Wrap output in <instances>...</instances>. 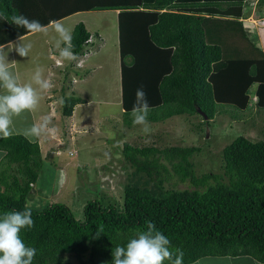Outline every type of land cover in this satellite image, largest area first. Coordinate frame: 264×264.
Listing matches in <instances>:
<instances>
[{
  "label": "trees",
  "instance_id": "1",
  "mask_svg": "<svg viewBox=\"0 0 264 264\" xmlns=\"http://www.w3.org/2000/svg\"><path fill=\"white\" fill-rule=\"evenodd\" d=\"M247 1L0 0V19L14 27L12 17L24 15L46 26L79 12L119 10L126 124H133L136 91L143 88L151 109L148 122L198 115L210 126L222 112L240 122L252 106L257 114L264 112V52L245 31ZM258 6L262 10L264 0ZM91 39L84 23L75 27L76 58L93 45ZM81 103L87 101L75 93L65 97L62 116L72 117ZM3 151L0 215L24 210L45 164L36 138H0ZM198 153L197 147L125 144L124 162L133 171L123 184L122 204L98 197L85 202L82 218L67 204L33 208L34 225L20 232L26 246L37 250L32 264H112L115 246L146 231L148 222L167 236L173 250L183 251V264L219 257L264 264V141L234 140L222 150L220 174L197 176L192 159ZM178 183L189 187L176 189Z\"/></svg>",
  "mask_w": 264,
  "mask_h": 264
},
{
  "label": "rangeland",
  "instance_id": "2",
  "mask_svg": "<svg viewBox=\"0 0 264 264\" xmlns=\"http://www.w3.org/2000/svg\"><path fill=\"white\" fill-rule=\"evenodd\" d=\"M246 5L251 8L250 2ZM255 14L253 18L258 19V12ZM251 22H244V28L250 33L251 38L259 43L257 40L260 34L255 30L264 27V24L257 25ZM80 23H84L91 33L94 46L85 53L90 54L85 63L86 68L75 70V74H71L73 80L77 81L74 83H70L68 72L66 76L64 73L62 76L60 72H56L57 62L46 54L48 38L58 37L54 28L45 32L24 33L26 39L23 42L30 43L31 49L27 56L19 55L17 60L22 80L26 78L24 72H31L34 76L36 70L40 69L42 77L44 79L47 77L52 87L43 91L32 83L39 91V104L35 110L25 111L18 117L19 122L16 124L20 125L14 127L16 131L13 135H22L19 133L33 123H41L45 116L51 117L50 127L54 126L56 129L58 127L60 134L56 132L57 134L50 135L46 140L45 135L38 137L45 164L39 172L33 199L28 200L31 209L41 208L48 203L67 204L78 218H82L85 202L98 197L104 202L122 204L123 184L127 182L128 174L133 171L124 162L125 144L141 148L170 146L200 148V153L193 157L192 162L197 176H201L209 172L216 174L223 172L222 150L237 138L245 137L253 142L264 141V112L257 114L254 106L247 111L246 122L232 120L227 113L222 112V115H217L211 121L210 126H204L202 117L198 115L173 117L159 123L148 122L150 131L147 134L142 131L141 125H133L130 122L127 125L122 107L118 12L111 9L81 12L62 24L73 34L75 27ZM18 29L20 31L13 36L26 32V30L22 32L24 29L22 27L12 31ZM78 61L80 64L77 66L80 68L83 66L82 59ZM28 82L27 80L26 83ZM73 93L88 100L74 112L75 117L79 118L80 129H73L75 126H72V118L58 114L62 113L63 99L72 96ZM47 96L51 97L50 102ZM127 118L129 121L130 117ZM5 162L3 155L0 158V169ZM188 187L189 183H178L176 189ZM67 260L72 261L69 258ZM222 260L208 258L195 264H214ZM72 262L76 263L74 260Z\"/></svg>",
  "mask_w": 264,
  "mask_h": 264
},
{
  "label": "clouds",
  "instance_id": "3",
  "mask_svg": "<svg viewBox=\"0 0 264 264\" xmlns=\"http://www.w3.org/2000/svg\"><path fill=\"white\" fill-rule=\"evenodd\" d=\"M12 22L17 27H22L26 29V32L31 33L45 32L47 27L42 25L39 20H30L24 15L13 16ZM49 23L50 25L54 24V30L58 34L56 49L58 50L59 59L57 63L75 60L76 55L73 51L74 45L72 44L71 30L59 21H50ZM20 41L21 43L16 45L15 48L19 55L27 56L31 49V44L23 42L24 36L20 37ZM91 42L94 45L92 39ZM93 45L89 46L86 51ZM5 47L0 45V138L7 139L16 131L13 124L14 117H19L25 111L35 110L40 101V94L32 83L20 82L18 75L14 72L15 62L8 61V53L5 51ZM89 56L90 54L88 53L87 55H81L77 59H82L86 63ZM85 68L77 66V70ZM72 73L69 72L70 83L75 82L73 80L74 73L71 76ZM33 82L38 86L39 90L47 91L52 87L51 81L42 77L40 69L36 70ZM257 101L258 99L254 97L253 102L256 103ZM150 110L143 88L137 89L131 116L133 124L141 125L145 134L150 131L147 121ZM50 124L51 117L45 116L42 118L41 123H33L19 134L24 135L26 138L55 135L56 128L54 126L50 127ZM0 154L6 156L7 152L3 151ZM33 225L32 209L27 203L23 211H8L0 215V264H32L37 250L26 246L20 236V232L22 229L31 228ZM112 254V264H165V261L169 262V264H183L184 255L182 250L172 249L170 240L157 230L152 222L147 223L146 231L139 232L126 245L115 246Z\"/></svg>",
  "mask_w": 264,
  "mask_h": 264
},
{
  "label": "crops",
  "instance_id": "4",
  "mask_svg": "<svg viewBox=\"0 0 264 264\" xmlns=\"http://www.w3.org/2000/svg\"><path fill=\"white\" fill-rule=\"evenodd\" d=\"M257 1L258 0H256V1L255 0H248L247 1V2H250V6H251V8L248 7L250 9L248 11L249 12L248 18L254 19L253 16H255L256 15L255 13H257V12H258V17H257L258 19L260 18V16H262V14H264V8L263 9L261 8L262 10H259L258 4L256 5V10L257 11L256 10L255 11L253 10V6L251 5V3H255ZM24 8H25V6H24ZM117 12H118V14L120 13L119 10ZM79 13H81V12H79ZM79 13H76L72 17H69V18L67 17L65 19H62V20L59 19V20H55V21H52V22L59 21L61 24L64 23V22L66 23L67 21H69V19H72V18L78 16ZM75 24H77V22ZM46 26H47L46 27V31L54 28V24L53 25H50V23H49ZM15 27L16 28H19L17 26H15ZM15 27H13L12 25H10L4 19H2V18L0 19V45L6 46L5 47V51L8 53V57H7L8 58V61L9 62H13V61L15 62L14 72L18 75L20 82L21 83H26V81L28 80L30 83H33V73H31V72H24L25 74H23V75H25L26 78H24L22 80V72H20L18 70L17 60H18V57H19V53L16 54L15 45H17L21 41L19 39L20 37L17 38V36H19V35L13 36L14 34H17L20 31L18 29V30H16V31L13 32L12 30L16 29ZM262 30H264V27H262V28L259 27L258 29L255 30V32H257V33L260 34V36H259V38L257 40L259 43H256L255 42V44L258 47H260L263 50V52H264V32ZM245 31H247V30H245ZM6 33H7V35H6ZM52 33L54 34V31H52ZM28 34H30V33H28ZM22 36H25V35L23 34ZM57 38L58 37H56V38H53V37L48 38V40L46 42V45H48V47L46 49V54L49 56V58L51 60L54 59L53 61H56V62L59 59L58 50L56 49V41H57ZM25 39L26 38H24V40ZM252 39H254V38L252 37ZM61 46H63V45H61ZM82 63H83V66L82 67L85 68L86 65H85L84 60H82ZM79 64H80V61H78L77 58L75 60H73L71 63H68V64H66L65 61H61L60 63H57L56 64V69H57L56 72H60L62 74V76H63V72H73L75 74V70H77V65H79ZM46 79H48V78L46 77ZM75 82H77V81L75 80ZM252 90H253V92H255L257 90V87L254 86L252 88ZM253 94H255V93H253ZM254 97H255V95H254ZM46 98L50 102L51 97L47 96ZM87 102H88V100H87ZM81 105H84V104H79V105L76 106V108L79 107V106H81ZM76 108H75V110H76ZM54 112H56V109H55ZM58 114L61 115V112L58 113ZM75 115L76 114H74L71 117L72 118V126H75V127H73V129H75V128H79L80 129V127H79V118L78 117H75ZM17 120H18V117H14V119H13L14 127H18L20 125V123L16 124V122H19ZM56 132L57 133L59 132L58 131V127L56 129ZM48 137H50V135H45L44 140L48 139ZM34 138H36V140L39 141V138L38 137H34ZM60 139H61V137H60ZM29 140H33V138L32 139H29ZM42 153H43V150H42ZM2 156H0V158ZM219 258H222L223 259L222 262H220V263H216L215 262L214 264H260L259 262H256L253 259L248 258V257H237V258H234V257H219ZM205 259H208V258H205ZM197 262H195V263H197ZM195 263H193V264H195ZM211 263H213V262H211Z\"/></svg>",
  "mask_w": 264,
  "mask_h": 264
},
{
  "label": "built area",
  "instance_id": "5",
  "mask_svg": "<svg viewBox=\"0 0 264 264\" xmlns=\"http://www.w3.org/2000/svg\"><path fill=\"white\" fill-rule=\"evenodd\" d=\"M259 0L256 2V3H251V5L253 6V10L255 11L256 10V5L258 4ZM244 22H250L252 21L251 23H254V24H264V17L262 18H259V19H252V18H247L245 20H243Z\"/></svg>",
  "mask_w": 264,
  "mask_h": 264
}]
</instances>
